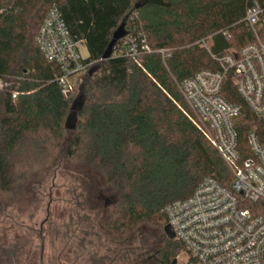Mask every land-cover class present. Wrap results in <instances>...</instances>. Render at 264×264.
<instances>
[{"label":"trees","instance_id":"16d2710c","mask_svg":"<svg viewBox=\"0 0 264 264\" xmlns=\"http://www.w3.org/2000/svg\"><path fill=\"white\" fill-rule=\"evenodd\" d=\"M254 1L264 29V0H0V78L8 84L0 90V192H14L61 149L100 169L118 192L106 219L84 227L106 230L108 243L126 242L127 264H170L181 244L162 231L149 250L136 242V230L162 228L164 207L187 199L205 176L225 186L231 180L190 120L178 85L200 70H216L217 58L254 41L243 20ZM51 6L83 40L92 63L73 76L68 95L56 81L61 69L35 41ZM160 10L175 16L164 20ZM120 26L135 38L136 56L120 53V38L102 59ZM221 94L241 107L234 127L246 157L248 131L264 142V117L249 110L230 77ZM72 215L91 218L84 207Z\"/></svg>","mask_w":264,"mask_h":264},{"label":"built area","instance_id":"2783aa9c","mask_svg":"<svg viewBox=\"0 0 264 264\" xmlns=\"http://www.w3.org/2000/svg\"><path fill=\"white\" fill-rule=\"evenodd\" d=\"M261 13L254 1L243 19L253 33V42L217 58L216 70H200L178 85L190 120L216 148L231 171V180L225 186L205 176L187 199L164 207L165 224L181 244L175 264H264V142L253 130L248 131L244 141L247 156H242L234 127L241 107L221 94L224 81L230 77L249 110L264 117ZM35 41L44 58L61 69L56 78L61 92L70 94L73 76L92 63L81 57L79 46L83 40L71 33L58 7L48 9ZM197 42L207 48L205 39ZM137 49L131 34L120 39V53L135 57ZM143 49L148 50V46ZM7 87L0 78V90ZM11 97L15 98L16 93Z\"/></svg>","mask_w":264,"mask_h":264},{"label":"rangeland","instance_id":"374dc122","mask_svg":"<svg viewBox=\"0 0 264 264\" xmlns=\"http://www.w3.org/2000/svg\"><path fill=\"white\" fill-rule=\"evenodd\" d=\"M160 16L172 20L175 15L160 10ZM79 53L82 58L87 57L84 43L80 44ZM114 199H118V192L111 189L100 169L80 160L68 159L59 149L48 165L31 172L27 181L14 192H0V246L4 244V238L12 240L13 233L19 229L39 227L47 216V209V217L53 226L68 224L69 215L80 207L90 214V222L104 221L106 205ZM136 233V242L150 250L158 245L162 228L142 225Z\"/></svg>","mask_w":264,"mask_h":264},{"label":"flooded vegetation","instance_id":"af4514ba","mask_svg":"<svg viewBox=\"0 0 264 264\" xmlns=\"http://www.w3.org/2000/svg\"><path fill=\"white\" fill-rule=\"evenodd\" d=\"M47 216L39 227L19 229L10 241L4 238L0 264H127L126 242L108 243L106 230L84 227L89 219L71 214L68 224L53 226Z\"/></svg>","mask_w":264,"mask_h":264},{"label":"water","instance_id":"95a60500","mask_svg":"<svg viewBox=\"0 0 264 264\" xmlns=\"http://www.w3.org/2000/svg\"><path fill=\"white\" fill-rule=\"evenodd\" d=\"M125 35V32L123 31V27L120 26L116 31L115 33L113 34V37L112 39L110 40L109 44L107 45L105 51L103 52L102 54V59H107L109 58V56L111 55L112 53V50H113V45L116 43L117 39H120L122 38L123 36ZM52 186H53V181H52ZM52 188V187H50ZM50 188H49V195H50ZM50 201V199H49ZM47 213H48V209H47ZM162 231H163V234L165 235L166 238L168 239H173L174 238V233L171 229V227L168 225V224H165L163 227H162ZM176 263V259L174 258L170 264H175Z\"/></svg>","mask_w":264,"mask_h":264}]
</instances>
